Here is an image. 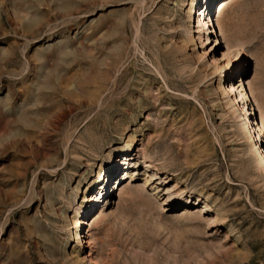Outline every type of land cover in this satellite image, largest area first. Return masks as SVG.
Listing matches in <instances>:
<instances>
[{
	"label": "rangeland",
	"instance_id": "1",
	"mask_svg": "<svg viewBox=\"0 0 264 264\" xmlns=\"http://www.w3.org/2000/svg\"><path fill=\"white\" fill-rule=\"evenodd\" d=\"M0 264H264V0H0Z\"/></svg>",
	"mask_w": 264,
	"mask_h": 264
},
{
	"label": "bare ground",
	"instance_id": "2",
	"mask_svg": "<svg viewBox=\"0 0 264 264\" xmlns=\"http://www.w3.org/2000/svg\"><path fill=\"white\" fill-rule=\"evenodd\" d=\"M206 23V22H205ZM211 25V22H210V24L208 25V26H210ZM214 25V24H213ZM86 200L88 201V202H91V201H93L94 199H93V197H90V195H88L87 196V198H86Z\"/></svg>",
	"mask_w": 264,
	"mask_h": 264
}]
</instances>
